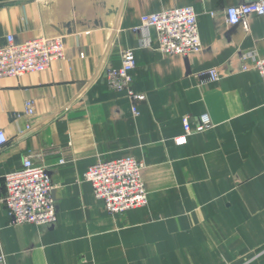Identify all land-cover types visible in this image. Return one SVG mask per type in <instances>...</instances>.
Here are the masks:
<instances>
[{"label": "crops", "instance_id": "1", "mask_svg": "<svg viewBox=\"0 0 264 264\" xmlns=\"http://www.w3.org/2000/svg\"><path fill=\"white\" fill-rule=\"evenodd\" d=\"M249 1L0 0V44L59 35L64 47L46 71L0 79V199L4 177L30 159L47 170L57 215L10 224L0 204L7 264H264V85L249 57L264 58V16L234 26L225 16ZM184 7L197 14L198 53L164 56L154 28L136 30ZM126 50L142 101L107 84ZM203 114L213 128L176 144L183 119L194 128ZM125 157L143 163L148 202L110 214L82 176Z\"/></svg>", "mask_w": 264, "mask_h": 264}, {"label": "built area", "instance_id": "2", "mask_svg": "<svg viewBox=\"0 0 264 264\" xmlns=\"http://www.w3.org/2000/svg\"><path fill=\"white\" fill-rule=\"evenodd\" d=\"M201 1V0H195ZM250 14L264 16V0H250L241 5L227 8L226 22L234 26L245 23ZM154 28L157 32L156 49L164 56L187 55L201 51L197 14L191 7L174 8L157 14L145 15L136 28ZM62 36H43L15 43L12 35L0 44V79L17 78L26 74L46 71L56 62L64 59ZM255 64L264 85V58L249 54ZM136 68V60L131 50L121 55V66L107 73L110 90L126 91L135 102L144 100L143 95L134 94L129 89L131 73ZM206 75L211 81L218 79L215 70H208ZM133 114L138 115L135 107ZM25 113L34 115L33 104L25 103ZM184 135L176 138L178 145L184 144L186 136L200 134L213 128L207 114L201 115L194 128L189 120L183 119ZM8 139L0 131V150ZM144 169L142 162L125 157L116 160H99L83 174L82 178L92 186L94 197L103 203L110 214H123L129 210L143 207L148 202V195L141 180ZM4 192L0 204L6 209L10 224H29L42 226L56 222L53 186L47 170L35 166L30 159H25L22 166L7 174L3 180ZM0 264H7L5 256L0 254Z\"/></svg>", "mask_w": 264, "mask_h": 264}]
</instances>
